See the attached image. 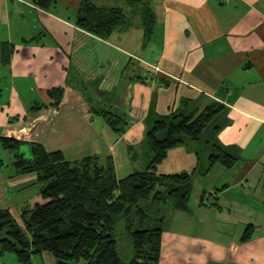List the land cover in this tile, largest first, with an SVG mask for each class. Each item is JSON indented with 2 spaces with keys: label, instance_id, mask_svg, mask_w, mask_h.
Masks as SVG:
<instances>
[{
  "label": "crops",
  "instance_id": "obj_1",
  "mask_svg": "<svg viewBox=\"0 0 264 264\" xmlns=\"http://www.w3.org/2000/svg\"><path fill=\"white\" fill-rule=\"evenodd\" d=\"M116 1L131 14L128 0ZM146 1L156 16L148 43L140 13L102 38L77 25L81 0H55L48 10L33 0H0V64L9 75L0 136L41 143L69 161L111 156L123 178L147 166L145 133L158 117L222 105L213 136L170 149L157 166L159 173H195L186 207L176 198L146 201L160 213L151 220L162 228L160 264H264V0ZM27 22L31 33H21ZM5 42L13 45L8 63ZM56 88L59 101L49 93ZM102 111L123 115L125 131L117 134ZM202 140L205 158L188 146ZM214 144L237 163L207 172ZM3 164L0 209L19 220L28 192L41 184L36 173ZM249 225L254 235L243 241ZM32 263L58 264L48 251ZM0 264L18 262L5 254Z\"/></svg>",
  "mask_w": 264,
  "mask_h": 264
},
{
  "label": "trees",
  "instance_id": "obj_2",
  "mask_svg": "<svg viewBox=\"0 0 264 264\" xmlns=\"http://www.w3.org/2000/svg\"><path fill=\"white\" fill-rule=\"evenodd\" d=\"M33 2L48 10L55 0ZM129 3L131 14L121 5L81 0L76 23L85 31L108 38L115 30L129 27L132 14L140 13L145 42H150L156 29L151 4L146 0ZM5 43L2 61L8 63L13 45L8 50ZM49 93L59 101L61 88ZM221 110L222 105L216 104L196 113L174 112L158 117L145 133V145L152 153L147 166L123 178L117 176L111 156L94 154L69 161L62 151H48L41 143L0 136L3 148L15 151L16 173H36L41 184L18 210L19 220L9 209H0V255L12 254L18 264H33V255L45 251L52 253L58 264H160L162 228L156 223L135 229L133 214H140L146 221L148 214L141 203L150 200L176 198L183 207L188 205L195 173H159L157 166L170 149L204 138L208 136L206 131L213 136L220 127L216 122ZM102 113L117 134L125 131L123 115ZM25 145L29 146L30 157L20 151ZM214 147L207 172L216 163L227 167L237 163L238 157L217 144ZM122 227L128 230L132 244L128 261L119 252L118 230ZM254 231L253 225L247 226L242 240H250Z\"/></svg>",
  "mask_w": 264,
  "mask_h": 264
},
{
  "label": "rangeland",
  "instance_id": "obj_3",
  "mask_svg": "<svg viewBox=\"0 0 264 264\" xmlns=\"http://www.w3.org/2000/svg\"><path fill=\"white\" fill-rule=\"evenodd\" d=\"M101 3H107V4H110V5H123L122 3L117 4L116 0H111L110 2L108 0H105V2H100L98 4H101ZM32 27L33 26L30 25V22L25 23V26L23 27L24 30H22L21 33L30 34L31 31H32L31 30ZM28 31H30V32H28ZM7 69H8L7 67L1 66V64H0V90H1L0 102L3 101V99H5L7 97V94H8L7 93V90H8L7 82H8L9 75H8ZM32 95L35 96L34 93ZM37 95H38V101H42L43 99L41 97V94L37 93ZM29 98H31V96H29L26 99H29ZM209 132L210 131H206V134L209 135ZM205 138L206 137H204L202 139H205ZM203 142L204 141L202 140V142L200 144L191 143L188 146L201 148V151H200L201 154L200 155L205 158V157L208 156L209 151L207 150V148L204 147V143ZM20 151L24 152L25 156H27V157L31 156L30 149H29L28 146H22L20 148ZM0 160L4 161L3 170H8V171L12 170L13 169V162L15 160V151L3 148V146L0 143ZM170 169L173 170L172 167H170ZM32 186H34V185H32ZM35 188L32 187V189L28 192V193H30L29 195L32 196V195H34V193H37V191L40 190V188H38L37 186ZM146 206H147V202L146 201L141 203V207L145 208L146 212L148 214V217H147L146 221H142L140 219L141 218L140 214H136V213L133 214V218L135 220V225H136L135 229L146 228V227H148L151 224V220L154 217H160L159 216V214H160L159 211H155L154 207L150 206L151 208L147 210ZM118 240H119L118 244H119V252H120L121 258L124 261H128L132 257V244H131V241H130V238H129V235H128V230L125 229L124 227H122V228H120L118 230Z\"/></svg>",
  "mask_w": 264,
  "mask_h": 264
}]
</instances>
